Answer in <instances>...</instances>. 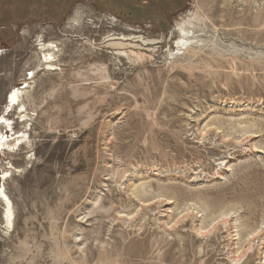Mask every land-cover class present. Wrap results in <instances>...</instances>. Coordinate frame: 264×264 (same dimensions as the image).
<instances>
[{
	"label": "rangeland",
	"instance_id": "374dc122",
	"mask_svg": "<svg viewBox=\"0 0 264 264\" xmlns=\"http://www.w3.org/2000/svg\"><path fill=\"white\" fill-rule=\"evenodd\" d=\"M4 113L0 264H264V0H0Z\"/></svg>",
	"mask_w": 264,
	"mask_h": 264
},
{
	"label": "bare ground",
	"instance_id": "6f19581e",
	"mask_svg": "<svg viewBox=\"0 0 264 264\" xmlns=\"http://www.w3.org/2000/svg\"><path fill=\"white\" fill-rule=\"evenodd\" d=\"M18 91H19L18 88H14L7 95V98H6L7 99V103H8V105H7L8 106L7 111H9V113H11L12 110L15 109L16 110V113H18V111H20L19 113L20 114H23L24 115L23 117H25V110L23 111V108L25 106L23 104H21L22 102H20V100L18 99V93H19ZM8 114H5L4 113L3 116L0 118V126H1V124L4 123L9 128V130H10L12 128V126L10 125L11 124V121L8 118H6V116H8ZM16 138H17V141L20 140V139L18 140L19 136H16ZM12 140H14V138H12L10 136L9 137L8 136L5 137V136H3V135L0 134V152L3 149H5V148H9V145L8 144ZM14 141L16 142V140H14ZM15 142H14V144L16 145L17 143H15ZM5 172H8V171H5ZM5 172H3L1 174V177L0 178H1L2 181L6 178V173ZM4 197H5V195L3 194L2 189H1V186H0V200H3ZM6 201H7V206H5V210H3V218L5 219V222H6L7 226H10L11 225L10 215L11 214H10V211L8 210L9 201L7 199H6Z\"/></svg>",
	"mask_w": 264,
	"mask_h": 264
}]
</instances>
